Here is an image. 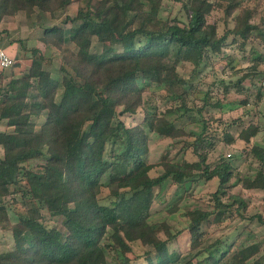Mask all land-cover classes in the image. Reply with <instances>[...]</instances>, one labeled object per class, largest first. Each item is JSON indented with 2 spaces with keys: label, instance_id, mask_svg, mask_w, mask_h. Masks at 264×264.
I'll return each instance as SVG.
<instances>
[{
  "label": "trees",
  "instance_id": "trees-1",
  "mask_svg": "<svg viewBox=\"0 0 264 264\" xmlns=\"http://www.w3.org/2000/svg\"><path fill=\"white\" fill-rule=\"evenodd\" d=\"M73 1L0 0V23L20 11L29 17L37 13L40 19ZM79 1L72 20L80 23L43 26L41 39L49 54L31 47L26 69L20 73L12 69L9 76L0 71V120L12 127L0 129V198L12 195L11 201L0 203V224L14 240L13 247L0 250V264H263L257 256L263 241L229 243L222 237L210 241L209 230L203 228V221L210 226L222 224L226 217H244L241 211L247 210L249 201L233 190L238 182L242 188L264 189V145L251 140L258 124L251 121L238 134L251 144L249 154L258 161L254 175L242 174L230 159L209 161L221 138L204 132L206 120L200 133L177 124L190 109L184 85H194L182 77L178 63L190 61L196 71L210 51L222 50L227 39L228 34L220 35L217 23L209 21L211 12L223 8L242 23L235 33L246 40L259 27L250 18L256 9L240 0H179L187 21L177 22L160 14L163 0ZM93 36L110 47L92 50ZM258 36L264 39V31ZM55 58L60 77L48 68ZM258 59L263 61L264 56H254L253 70L244 72L235 85L260 71ZM221 81L223 99L205 95L203 107L225 106L230 85ZM152 84L166 88V97L174 102L179 100L182 113L168 116L175 106L164 113L148 110L141 121L128 125L121 116L145 106L143 85ZM263 94L260 85L255 97ZM248 102L245 96L229 103H238L236 108ZM199 120L189 114L185 121ZM243 120L240 116L228 124L240 125ZM150 131L183 141L176 155L191 148L196 158H175L168 150L160 160L149 161ZM222 139L232 144L236 136L226 130ZM36 158L43 162L33 165ZM156 167L162 172L152 175ZM214 177L218 185L211 192L210 212L188 222L187 250L173 247L182 230H173L167 219L151 220L164 181L170 178L187 190ZM112 184L118 190L104 194ZM10 206L16 218L9 213ZM44 208L64 218V229L47 223ZM179 208L177 202L169 211ZM135 242L149 248L136 252ZM109 252L115 261L109 260Z\"/></svg>",
  "mask_w": 264,
  "mask_h": 264
},
{
  "label": "rangeland",
  "instance_id": "rangeland-1",
  "mask_svg": "<svg viewBox=\"0 0 264 264\" xmlns=\"http://www.w3.org/2000/svg\"><path fill=\"white\" fill-rule=\"evenodd\" d=\"M240 2L242 4L247 2L256 9L257 12L250 18L252 21L257 22L259 27L254 28L251 36L245 40L235 33V30L241 27L242 23H236L232 16H227L223 8H215L211 12L209 21L216 22L219 34L223 35L227 33V39L223 44L222 50L220 52L210 51L208 58L196 71H193L194 65L190 61L178 63V71L182 77L194 85L191 88L188 84L184 85L188 89L187 104L190 109L183 117V121H178L177 124L181 125L183 123L187 130L200 133L203 131L204 120H206L208 127L204 132H207L209 135L220 136L221 139L224 136V132L229 130L236 136V141L228 144L223 139L217 140L215 146L211 149L209 161L214 164L221 158L230 159L236 168L241 170L242 174L254 175L259 167L258 161L249 154L248 147L251 144L245 143L239 138L238 134L243 126L253 121L258 124L259 130L252 137V143L264 145V94L260 99L255 97L260 85H264V59L263 61L258 59L260 60V65L258 66L260 71L245 77L240 82V85H235L234 82L244 72L252 69L254 56L261 54L264 56V39L258 36L259 32L264 31V0H240ZM80 3L79 0H74L66 9L57 10L55 14L46 13L40 19L37 18V13L29 17L24 11H20L13 16H6L0 23V48L13 57L14 63L5 68L0 65V71L4 70L7 76H9L12 69L16 73H20L21 70L26 69L31 62V59L28 57L31 54V47L36 46L42 53L49 54L51 50L46 47L41 39L43 26L58 23L69 27L80 23V20H72V17L78 11ZM196 4L194 3V5ZM160 14L172 21H187L186 9L179 0H163ZM92 38V50L103 51L110 47L108 42H101L96 36ZM72 47L76 48L73 43ZM17 62L20 65H15ZM58 65V60L55 58L52 64L48 65V68L51 69L55 76L60 77ZM221 80H225V83L230 85V91L226 96L227 100L224 98L226 100L225 106L222 107L223 109L203 107L205 95H209L210 99H216L217 97L223 99L224 84ZM143 90L146 100L145 106L140 107L134 114L125 113L121 116L128 125L137 124L148 110L149 112L158 110L164 113L168 110L169 106H175V110L172 113L166 112L167 114L169 113L168 116L173 118L182 113V110L178 111L179 107H183L180 105V101L174 102L170 97H166L169 92L166 88L152 84L143 85ZM245 96L249 98L246 106L235 108V105L238 106V103H229L231 100ZM189 114H193V116L201 120L188 123L185 120L188 119ZM240 116H243L244 123L240 125L228 124L230 120ZM0 129L11 130L12 127L7 126L4 120H0ZM150 134V150L146 156L149 161L160 160L162 154L168 150L171 152L169 156L174 155L175 158H196L191 148H187L184 152L182 151V153L176 155L177 149L180 144H183V141L175 142L172 137L162 136L153 131H150ZM187 139H193V137H187ZM31 162L33 165H36L43 162V159L36 158ZM160 172H162L161 167L151 170L152 175ZM234 180L236 182L237 178L234 177ZM217 185L218 178L216 177L210 180L202 179L194 186L187 187V190L178 187L170 178L164 181L160 193L153 203L151 220L159 221L167 219L173 225V230H182L178 235V239L172 242L173 247L183 250L188 249L190 232L187 224L210 212L212 208L210 202L211 192L217 188ZM117 190L116 184L107 185L104 188V194ZM233 190L240 191L249 201L247 210L241 211L244 217H241L240 214L234 220L226 217V220L222 224L210 226L203 221V228L208 229L210 232L208 240L212 241L216 237H222L229 243L236 240L238 243L244 244L257 240L263 241L262 246L264 248V222L259 219L258 215L261 214L264 217V189L242 188L241 183L238 182L233 187ZM187 192H191V194H187ZM11 200L12 195H9L0 198V203ZM177 202H179L180 208L171 213L169 211L170 208ZM9 213L13 218H16L12 206L9 207ZM43 213L46 216L48 224H56L61 229H64V218L62 216L51 215L47 208L43 209ZM13 245L14 240L11 232L3 229L0 224V250H7L13 247ZM133 246L136 252H144L146 248H149L148 246L141 245L140 242L133 243ZM108 256L109 260L115 261L114 256L110 252ZM257 256L261 257V261L264 264V249ZM140 263H143V261Z\"/></svg>",
  "mask_w": 264,
  "mask_h": 264
},
{
  "label": "built area",
  "instance_id": "built-area-1",
  "mask_svg": "<svg viewBox=\"0 0 264 264\" xmlns=\"http://www.w3.org/2000/svg\"><path fill=\"white\" fill-rule=\"evenodd\" d=\"M14 63L13 57L9 55L4 49L0 48V65L8 67Z\"/></svg>",
  "mask_w": 264,
  "mask_h": 264
}]
</instances>
